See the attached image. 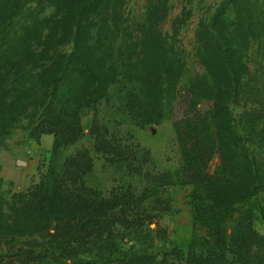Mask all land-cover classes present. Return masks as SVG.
I'll return each mask as SVG.
<instances>
[{
	"label": "trees",
	"instance_id": "obj_1",
	"mask_svg": "<svg viewBox=\"0 0 264 264\" xmlns=\"http://www.w3.org/2000/svg\"><path fill=\"white\" fill-rule=\"evenodd\" d=\"M129 1L0 0V139L23 121L40 122L56 137L57 156L61 147L81 140L85 114L123 79L131 87L126 106L140 126L160 124L166 109L180 103L185 111L175 123L182 156L180 184L194 188L195 220L206 229V236L195 239L204 244L194 240L186 256L172 250L162 256L118 257L108 264H264V238L254 229L253 211L238 224L231 243L225 228L235 207L264 191V158L251 148L264 149V86L252 78L248 61L255 43L264 55V30L259 28L264 18L246 10L249 0H227L234 20L225 23L216 15L202 27L198 61L210 81L206 92L213 96L211 108L202 110L195 100L180 95L186 65L174 58L172 46L158 31L169 15L168 0L149 1V30L139 31L135 44L129 43ZM49 8L55 13L44 16ZM70 45L72 50L65 51ZM233 107L243 109L239 120ZM93 134L102 139L97 153L143 176V194L102 198L87 186L94 159L81 149L61 167L51 165L32 190L13 197L12 214L0 220V235L31 236L56 225L59 241H79L83 247L92 234L103 239L105 231L119 225L143 230L166 212L161 208L164 211L153 214L145 204L162 200L164 189L174 185L172 175L146 170L152 163L150 154L138 145H124L103 125H95ZM138 155L141 166L134 164ZM260 211L264 214V208Z\"/></svg>",
	"mask_w": 264,
	"mask_h": 264
},
{
	"label": "rangeland",
	"instance_id": "obj_2",
	"mask_svg": "<svg viewBox=\"0 0 264 264\" xmlns=\"http://www.w3.org/2000/svg\"><path fill=\"white\" fill-rule=\"evenodd\" d=\"M149 1L128 2L126 19L133 37L129 40L130 44L136 43L135 36L143 28L149 30L145 29L148 26L146 17ZM249 1L246 10L264 18V0ZM226 2L227 0H168V18L161 21L158 29L172 46L174 58L182 60L186 65L179 85L180 95L191 102L195 100L202 110L211 108L213 96L206 92L210 81L198 61V33L203 26L210 25L216 15L224 17L225 23L234 20L235 13L230 6L225 5ZM44 12V16L49 17L55 10L49 8ZM259 28L264 30V19ZM260 49L259 43L253 44L248 53V61L254 70L252 78L264 86V55ZM64 50L70 52L72 46H67ZM130 89L124 79L120 85L111 88L107 97L81 120V140L74 146L61 147L57 156L54 154L56 137L46 133L40 122L31 124L23 121L11 135L0 139V220L3 219V214H12L15 195L32 190L51 165L61 167L67 158L81 149L88 150L94 159V170L86 177L89 188L106 200H110L115 193L130 196V192H133L140 197L147 187L143 176L128 171L122 164L110 163L103 154L97 153L96 146L100 145L102 139L96 134L92 135V129L98 124L106 127L124 145L132 149L138 145L140 149L147 151L152 163L149 168H145L146 165L143 168L151 172L155 170L156 174L172 175L174 185L164 189L162 200L155 203L150 200L145 204L153 214L163 209L166 212H162L159 219L147 223L143 230L136 231L119 225L115 231L113 227L105 231L103 239L97 233L92 234L93 238L85 241L83 247L79 241H59L61 236L58 237L56 225L48 232H35L31 236L25 232L7 237L0 235V264H108L118 257L136 254L162 256L172 250L186 256L194 240H197V244H204L200 238L195 239L196 236H206V229L195 220L196 212L192 205L194 188L180 184L182 156L175 123L184 117L183 106L178 103L173 110L166 109L165 117L158 125L140 126L126 106ZM232 109L239 120L243 109ZM99 133L104 136L102 130ZM251 148L259 157L264 158V149L255 145ZM138 157L134 164L140 163L141 166V162H138L140 155ZM218 164L217 158L213 163V170ZM165 203L166 207L162 206ZM261 208H264V191L248 204L235 207L225 224V228H228L226 240L229 243L233 241L238 224L246 219L250 210L254 212L251 219L254 229L264 238V214L260 211ZM106 219L108 221L110 218ZM211 242L218 246L216 239H211ZM256 246L257 244L255 248ZM260 256L264 258V250Z\"/></svg>",
	"mask_w": 264,
	"mask_h": 264
}]
</instances>
